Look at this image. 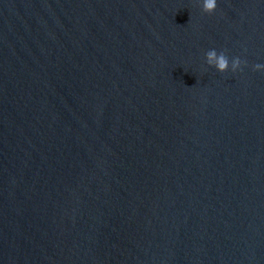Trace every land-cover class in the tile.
<instances>
[{
  "label": "water",
  "instance_id": "water-1",
  "mask_svg": "<svg viewBox=\"0 0 264 264\" xmlns=\"http://www.w3.org/2000/svg\"><path fill=\"white\" fill-rule=\"evenodd\" d=\"M256 64L264 0H0V264H264Z\"/></svg>",
  "mask_w": 264,
  "mask_h": 264
},
{
  "label": "clouds",
  "instance_id": "clouds-1",
  "mask_svg": "<svg viewBox=\"0 0 264 264\" xmlns=\"http://www.w3.org/2000/svg\"><path fill=\"white\" fill-rule=\"evenodd\" d=\"M203 7L206 12H215L217 7V0H203ZM208 63L214 65L218 71L225 72L229 69L235 73L241 70L242 61L239 58H234L231 63L228 58L222 54L218 55L215 51L209 52ZM254 70L257 72H264V64H256Z\"/></svg>",
  "mask_w": 264,
  "mask_h": 264
}]
</instances>
